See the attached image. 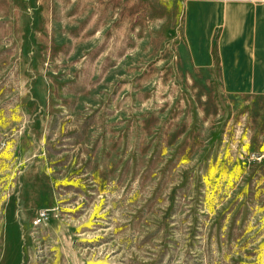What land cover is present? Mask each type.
<instances>
[{"label": "rangeland", "instance_id": "obj_1", "mask_svg": "<svg viewBox=\"0 0 264 264\" xmlns=\"http://www.w3.org/2000/svg\"><path fill=\"white\" fill-rule=\"evenodd\" d=\"M182 6L0 0V264H264V93Z\"/></svg>", "mask_w": 264, "mask_h": 264}, {"label": "crops", "instance_id": "obj_2", "mask_svg": "<svg viewBox=\"0 0 264 264\" xmlns=\"http://www.w3.org/2000/svg\"><path fill=\"white\" fill-rule=\"evenodd\" d=\"M181 36L190 63L217 66L225 91L264 93V0H183Z\"/></svg>", "mask_w": 264, "mask_h": 264}, {"label": "built area", "instance_id": "obj_3", "mask_svg": "<svg viewBox=\"0 0 264 264\" xmlns=\"http://www.w3.org/2000/svg\"><path fill=\"white\" fill-rule=\"evenodd\" d=\"M47 217V212L45 209H38L36 212H35V216L33 218V223H38L42 220H44L45 218Z\"/></svg>", "mask_w": 264, "mask_h": 264}]
</instances>
